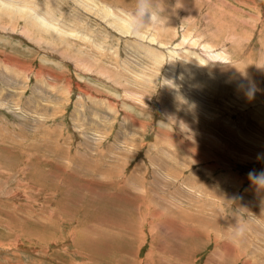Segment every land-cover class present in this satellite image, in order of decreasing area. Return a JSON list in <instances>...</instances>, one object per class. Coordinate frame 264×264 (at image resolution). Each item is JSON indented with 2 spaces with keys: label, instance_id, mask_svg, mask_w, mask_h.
I'll use <instances>...</instances> for the list:
<instances>
[{
  "label": "rangeland",
  "instance_id": "374dc122",
  "mask_svg": "<svg viewBox=\"0 0 264 264\" xmlns=\"http://www.w3.org/2000/svg\"><path fill=\"white\" fill-rule=\"evenodd\" d=\"M133 3L0 0V264H264V0Z\"/></svg>",
  "mask_w": 264,
  "mask_h": 264
},
{
  "label": "clouds",
  "instance_id": "9594fccd",
  "mask_svg": "<svg viewBox=\"0 0 264 264\" xmlns=\"http://www.w3.org/2000/svg\"><path fill=\"white\" fill-rule=\"evenodd\" d=\"M161 19L159 0H134L132 8L125 12L124 23L131 35L140 36L146 29L157 27ZM248 179L258 191H264V171L257 173L252 170L248 173ZM229 231L230 241L239 243L246 234L244 222L238 219Z\"/></svg>",
  "mask_w": 264,
  "mask_h": 264
},
{
  "label": "bare ground",
  "instance_id": "6f19581e",
  "mask_svg": "<svg viewBox=\"0 0 264 264\" xmlns=\"http://www.w3.org/2000/svg\"><path fill=\"white\" fill-rule=\"evenodd\" d=\"M95 4H96V3H95ZM95 4H94V5H95ZM228 6H229V5H228ZM1 7H2V6H1ZM92 8H93V7H92ZM95 8H96V7H95ZM13 10H14V9H13ZM102 10H103V9H102ZM105 10H106V9H105ZM107 12H108V11H107ZM20 13H21V12H20ZM107 17H108V16H107ZM33 27H34V26H33ZM36 27H37L38 29L41 28V27L35 26L34 29H37ZM47 30H48V29H47ZM40 151H41V150H40ZM150 162H151V161H150ZM167 165H168V164H167ZM169 168H170V167H169ZM174 169H175V168H174ZM207 169H208V168H207ZM163 170H164V169H163ZM171 170H173V169H171ZM171 170H169V172H170ZM97 172H98V171H97ZM82 173H83V172H82ZM82 173H81V174H82ZM164 173H165V172H164ZM169 175H170V174H169ZM93 177H94V176H93ZM162 177H163V175H162ZM167 177H168V176H167ZM163 178H164V177H163ZM193 183H194V182H193ZM138 192H139V191H138ZM142 192H143V191H142ZM181 193H182V192H181ZM181 197H182V196H181ZM145 201L148 202V200H146V199H145ZM164 209H165V208H164ZM201 209H202V208H201ZM165 210H167V209H165ZM263 214H264V213H263ZM263 214H262V217L264 218V215H263ZM262 220H263V219H262ZM252 229H254V228H252ZM257 229H258V228H257ZM257 229H254V230L256 231ZM225 247H226V246H225ZM251 262H252V261H251Z\"/></svg>",
  "mask_w": 264,
  "mask_h": 264
}]
</instances>
